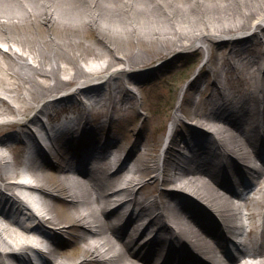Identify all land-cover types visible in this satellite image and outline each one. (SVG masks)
Segmentation results:
<instances>
[{
	"label": "bare ground",
	"instance_id": "6f19581e",
	"mask_svg": "<svg viewBox=\"0 0 264 264\" xmlns=\"http://www.w3.org/2000/svg\"><path fill=\"white\" fill-rule=\"evenodd\" d=\"M152 42L163 60L144 68ZM193 43L204 59L161 152L134 125L113 133L148 79ZM16 130L36 145L25 169L1 136ZM91 150L101 153L92 171L74 172ZM263 150L264 0H0V186L40 212L29 209L36 225L25 226L2 209L0 264L31 241L48 247V264H264ZM63 238L74 252L60 251Z\"/></svg>",
	"mask_w": 264,
	"mask_h": 264
},
{
	"label": "rangeland",
	"instance_id": "374dc122",
	"mask_svg": "<svg viewBox=\"0 0 264 264\" xmlns=\"http://www.w3.org/2000/svg\"><path fill=\"white\" fill-rule=\"evenodd\" d=\"M124 42L125 41L119 42V44L121 43L120 45L124 46L122 52L129 57H131L132 54L136 55L137 53L132 52L130 45ZM200 44L201 43H193L190 47L184 49L179 57L172 61V65L166 67V71L158 76L154 74V77L148 79L145 89L142 90L140 105H137L136 112L123 117V119L117 120L111 128L113 133H126L127 128L134 125L135 133L138 131L142 133L146 136L148 142L152 144V146L158 148L156 153L159 154L161 152L164 145V137L171 129L172 116L177 105L179 93L181 92L182 87L187 85L201 69L200 67L204 59V54L202 51H194V49ZM156 45L158 44L152 42L147 46L146 56L147 54L148 56L146 57V62L142 65L144 68L159 64L163 60L162 57L164 53H154L156 52L154 51V46ZM172 54L173 53L169 54V56ZM64 88L65 86L63 89ZM54 92H57V90ZM42 100L44 99H41L40 102ZM187 108L190 107L187 106ZM138 112L141 114H138ZM186 113L189 114L188 112L182 113L184 119L185 121H190L189 115ZM183 123L184 122L181 124ZM183 129H186L184 124L179 126V131H183ZM136 137H138V135H135V138ZM11 178L12 176L7 177L8 180ZM21 178L22 177H18V179ZM58 208H56V212L61 217V221H66V214L68 211H66V208H64L62 204H60V207ZM68 244L69 254L70 252H74L75 247L72 242H68Z\"/></svg>",
	"mask_w": 264,
	"mask_h": 264
}]
</instances>
